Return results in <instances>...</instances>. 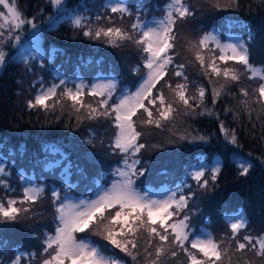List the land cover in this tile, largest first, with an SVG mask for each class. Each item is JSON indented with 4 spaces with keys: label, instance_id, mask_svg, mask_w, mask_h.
Returning a JSON list of instances; mask_svg holds the SVG:
<instances>
[{
    "label": "trees",
    "instance_id": "trees-1",
    "mask_svg": "<svg viewBox=\"0 0 264 264\" xmlns=\"http://www.w3.org/2000/svg\"><path fill=\"white\" fill-rule=\"evenodd\" d=\"M161 1V4L167 3V0ZM215 1L217 3V0ZM86 2L87 0H66V7L61 10L54 8L50 0H17L24 16L30 18V16L37 15V17H42L43 23V28L36 35L45 49V57L41 58L42 65L39 64V61L33 65L34 69L40 70L41 73H36L37 78L31 87L30 100H33L38 94L42 84L45 83L44 81L50 82L49 84H60L59 78L63 76L65 83L57 89V93L60 94L65 87L72 88L73 81L75 82L78 77H82L83 80L90 83L93 76L101 72V69L114 70L107 62L108 58L103 57V55L108 56L107 53L93 45L92 39L83 35L86 28L73 27L67 17L69 14H78L85 18L86 24L95 29L100 27L95 23L99 14L100 16L101 14L105 15V17L111 15L113 19L115 16L119 19V14L106 11L105 5L108 0L96 1L97 9ZM126 2H129V6H132L131 10L135 11L138 8H147L149 5L147 2H151V0H126ZM236 5L238 10L228 12L229 14L227 11H222L217 16L197 15L198 17H195L194 12L191 19L194 24L199 26L202 21H205V30L208 32H211V29L218 31L224 38L230 33H239L245 40L249 52L255 51L254 56L250 55V60L260 61V64H264V0L253 2L239 0ZM162 8L159 9L160 13L162 10L164 11ZM49 14L52 15V18ZM122 21H127L126 16ZM133 22L127 21L126 27L130 29ZM196 38L197 34L194 40ZM130 43L136 46L133 42L130 41ZM139 51L140 49L136 46V55H139ZM20 52L22 51L16 48L8 52L7 62L0 73V155L6 159L5 163L8 162L7 164L10 165L15 177L13 185H11L15 191L6 193L0 186V198L6 194L19 198L18 189L22 186L20 179L22 161L24 158L32 157V163H34L32 167H35L40 164L36 157L38 153L43 157L47 154L51 156V162L55 163L57 169V177H60L58 180L62 182L64 178L62 176L67 167L69 173L75 175L79 170L86 169L83 166L84 160L80 161L81 156L73 149L76 140L79 139V134L89 133L87 130L90 131V129L86 127H89L90 122L88 119L86 121L78 120L76 115L65 109L64 111L59 108L46 111L39 107H28V103L20 99L22 74H24L22 68L25 67L23 66L25 62L22 61L24 57L20 55ZM140 53L142 52L140 51ZM143 59L144 55L140 57L139 63ZM178 61L179 64L174 62L172 66L175 68V65H184V75L190 79V84L187 85V95H197V89L204 87L206 89L204 102L197 107L195 105L198 100L190 101L194 104L192 109H186L185 106L181 108V103L175 96L177 82L170 80L173 68L169 66L168 74L157 84L153 94H156L157 89L165 91L166 103H171L175 109L172 117L167 121H161L162 126L159 128L153 124L150 127L148 125L145 129L139 128L140 118L145 113L141 110L137 116L133 117L136 121L137 131L142 133L139 138L140 143H144V136L148 138L149 129L150 131L157 129L164 136V139L153 143L155 151L160 152L157 157H153L150 161L145 157L136 156L141 161L137 165V170L145 168L146 163L151 167L152 162L158 163V165H153L158 166L159 169L151 171L150 181L143 182L145 188L150 184H167L172 188L183 184L184 189L188 188L190 198L187 209L190 210L189 215L193 214L190 216L193 232L199 233L204 228H209L215 240L224 241L223 246L231 243L229 255H232L236 247V240L243 242L245 235L253 237L264 235V111L261 110L259 104L242 95L240 81L225 82L223 78L215 77L210 80L204 74L195 57L190 59L188 54H180ZM192 69H194L193 72ZM249 76L250 74L245 75V83H252ZM166 81L171 84V90L165 86ZM221 84L225 85V90L219 99L213 100L212 89L219 88ZM257 87L256 83L254 87H249L252 94ZM85 97L92 98L87 95V92ZM57 98H59L58 95L53 100ZM246 99L248 104L245 106L242 101ZM207 112H212L213 115H208ZM153 115L156 118V112ZM221 123L229 132L234 130L237 144L230 142V136L225 137L220 128ZM110 135L111 132L108 137ZM200 136H204L205 140L198 139ZM110 149L113 150L112 147ZM120 161L121 158L109 159L107 166L104 167L105 173L113 171ZM240 161L251 163L252 167L247 175L240 174ZM27 164L30 165V163ZM199 165L206 166L204 179H209L207 188H201L192 179L191 173ZM217 166L219 174L216 181H211L209 169ZM43 168L46 169L44 166ZM53 206H51L50 214L44 217L45 228L41 227L44 229L37 231V238H35L37 249L43 248L46 223L49 228L51 226L54 228L55 211ZM197 207L198 211L195 209ZM241 212L245 214L247 227L240 230L236 240H230V217ZM216 233L222 237H217ZM16 251L19 249L16 248L13 252ZM105 251L111 257L121 260L123 264H133L131 258L120 252L119 249L112 247ZM141 253L138 256V262L146 264L142 250ZM242 255L239 253L233 255V264L236 260H239L240 264H244L245 256ZM41 258V256L38 258L37 264L40 263ZM174 259H180L183 264H187L183 253L179 258Z\"/></svg>",
    "mask_w": 264,
    "mask_h": 264
},
{
    "label": "snow or ice",
    "instance_id": "snow-or-ice-1",
    "mask_svg": "<svg viewBox=\"0 0 264 264\" xmlns=\"http://www.w3.org/2000/svg\"><path fill=\"white\" fill-rule=\"evenodd\" d=\"M50 3L57 9L64 10L66 7V0H50ZM0 6L3 9L0 10V67H2L6 62L4 47L18 44L21 38L19 33L23 31L24 26L29 25L35 28L36 24L35 18L28 19L23 16L16 0H0ZM105 8L110 13L119 14L121 20L125 16H133L126 0H108ZM144 11L146 9H137L134 22L127 30L115 26L111 15L107 17L98 15L96 21L107 19L112 26L95 29L86 24L85 18L78 14H69L67 17L73 27L86 28L83 35L89 39H103L114 47L126 41L133 42L145 54L142 66L146 71L135 92L121 90L115 99H113L116 92L114 80L94 83L90 87L80 82L75 88L65 87L59 94L63 99L72 102L71 106L76 112L84 109L89 119L105 117L112 120L117 130L113 137L112 147L114 151L118 150L124 154L125 167L115 171V175L122 179L116 180L110 189H101L95 199L81 200L78 203L71 202L68 196L71 185L67 182L63 197L60 191L53 189V201L58 202L55 203V229L52 233L44 234L40 264H123L115 257L106 256L102 248L84 239H78V233L89 229L115 249H119L120 252L130 257L133 264H139L138 256L142 254L141 248L146 264H166L168 257L179 258L181 253L184 254L187 264H233L232 256L236 253L244 254L245 249L254 251L257 257L264 258V235L259 237L245 235L243 242L236 240L240 230L247 227L244 216L237 215L234 220L230 221V240H236V247L232 255H229L230 242L223 246L224 241L218 242L211 234L193 232L191 218L185 212L190 197L183 194L182 188L172 192L166 199H152L147 194H141L135 187V178L143 176L147 169L137 170V165L141 161L136 156L146 146L139 142L142 133L137 131L133 117L142 110L147 117L144 123L154 124L158 128L162 126L161 121H167L172 117L175 109L171 103H166L163 91L157 89L154 95L153 90L168 74L169 66L174 64V57L170 53L175 47L174 42L177 38L174 31L177 20L193 15L185 0H169L164 7L165 15L151 22L141 19V13ZM213 41H215V48L211 49L209 44ZM9 42L13 43L9 44ZM191 48L195 60L199 62L204 74L210 80L215 77L223 78L225 82H239L241 80L239 72L227 65L231 61L244 66L245 70L251 73L249 79L261 81L254 90L253 99L255 103L261 105V110L264 111V68L257 69L249 62L250 53L244 43L221 44L217 37L205 34L197 43L192 44ZM205 49L210 53L207 63L205 55L202 54ZM217 50H219V55L215 54ZM217 61L226 66L220 67ZM183 68L182 64L175 65L173 74L182 77L185 81V83L176 84L175 96L186 109H192L194 104L190 101L198 100L195 105L197 107L203 104L206 89L199 87L197 95L188 96L187 76L184 75ZM135 71L139 72L140 66ZM64 83L61 79L60 84L41 88L33 100L28 102V107H39L46 111L55 109L60 100H53V98L57 97V89ZM165 86L172 87L167 81ZM86 89L87 95L98 98L95 107L90 103H85ZM224 90V84H221L219 88H213V100L219 99ZM240 92L244 97L250 96L246 88H241ZM49 101L53 102L49 103ZM242 103L246 106L247 99ZM153 109H155L156 118H154ZM207 114L213 115L212 112H207ZM220 128L226 138L231 137L232 144H237L234 130L229 132L223 123ZM198 139L205 140V137L200 136ZM205 167V165H199L191 173L192 179L201 188H207L209 185V179H204ZM251 167L250 162L240 161V174L247 175ZM209 171L211 172L210 180L216 181L219 167H212ZM9 175L11 173L6 171L3 162L0 161V186L6 193L15 191L4 178ZM20 179L25 185L22 188V197L14 198L6 194L0 198V223L2 224L19 223L44 193L43 187L32 186V180L23 173L20 174ZM177 192L181 194L178 196ZM141 233L146 234L143 247L139 243L142 239ZM24 255V253L16 254L9 259L8 264H21ZM28 255L34 256L35 254L29 253ZM0 264H4L2 259H0ZM235 264H240V261L236 260ZM244 264H250V262L245 260Z\"/></svg>",
    "mask_w": 264,
    "mask_h": 264
},
{
    "label": "rangeland",
    "instance_id": "rangeland-1",
    "mask_svg": "<svg viewBox=\"0 0 264 264\" xmlns=\"http://www.w3.org/2000/svg\"><path fill=\"white\" fill-rule=\"evenodd\" d=\"M96 1L98 0H87L86 4L93 6V8L97 9V4ZM136 1H146V0H136ZM239 0H217L214 2V0H185V3L189 6L190 10L192 13L195 12V17H198L197 15L201 16H217L219 13L222 11H227V14L231 13L232 11L238 10L237 8V2ZM248 2H253L256 0H247ZM17 2V0H16ZM149 5L146 9V11L141 13V19L147 22H151L153 19H159L162 18L165 15V11L162 10L160 13L159 9L161 7H165L167 3H169V0H167V3L161 4V0H151V2H147ZM129 6V2H127ZM19 9L21 10L20 5L17 3ZM217 5H219L217 7ZM198 8H195V7ZM131 9L132 6H129ZM162 8V9H163ZM195 8V9H194ZM0 10L2 9V6H0ZM194 10V11H193ZM22 11V10H21ZM133 12L132 17H128L127 21H134V17L137 13V9ZM229 12V13H228ZM99 14V12H97ZM24 16V15H23ZM49 16L52 18V15L49 14ZM100 16V14H99ZM101 16H104L101 14ZM191 16L186 17L185 19H178L175 25V35H176V40L174 42L175 47L171 51V55L174 57V62L180 63L178 61V58L180 54L182 55H187L190 56V59L195 57L194 52L191 48L192 44H195L198 42V40L204 36L205 34H212L213 36L217 37L219 42L221 44H228V43H244L245 40L243 37L237 33L233 32L230 33L226 39L222 38V34L220 35L218 31H214L211 29V32H208L205 30L206 27V22L202 21V24L200 23V26L197 24H194V22L191 19ZM26 17V16H24ZM28 19L35 18V24L36 27L32 28L29 25H25L23 28V31L19 33L20 35V41L18 44H15L14 46H8L6 45L4 47V51L6 53V60H7V55L10 50H13L16 48L17 50H21L20 55L23 56L22 61L25 62V64L22 68V71L24 74H22L23 79L21 83V96L20 99L24 101L25 103H28L30 101V92H31V87L34 84V80L37 78V74H40L41 71L38 69H34L33 65L39 61V64H43L42 59L45 57V49L41 45L40 41L37 38V32L42 29V17H37L36 16H30L26 17ZM115 26L122 27L124 29H128L126 27L127 21L123 22L122 20L118 19L116 16L113 19ZM95 23L98 24L100 27H108L112 26L109 24L107 19H101L100 21H96ZM198 32V33H197ZM35 34V35H34ZM197 34L196 40H194L195 35ZM13 42H9V44H12ZM92 44L96 45L99 47L101 51H105L108 56L103 55V57H107L108 60L107 62L114 68V70H102L99 73H96L95 76H93V80L89 83L85 79L83 80L82 77H78L75 79V82L73 81L71 87L75 88L80 82L85 83L89 87L93 85L94 83L102 82H110L114 80L116 82V92L114 93L113 99H115V96L119 95L121 90H129L132 92H135L139 86V84L142 82V77L145 73V69L143 68L142 64L139 63V59L142 55H145L144 53H140L139 55H136V46L133 44L131 45L130 41H126L121 43L119 46L114 47L108 43L105 42V40H96L92 39ZM209 48L214 49L215 48V41L211 42L209 44ZM250 55L254 56L255 51L251 50L249 52ZM205 55L206 63L209 60L210 53L208 52L207 49H205L202 53ZM216 55H219V50L216 51ZM42 58V59H41ZM7 62V61H6ZM5 62V64H6ZM249 62L257 69L264 68V64H260V61H254V60H249ZM220 67H225L226 65L223 64L222 62L217 61ZM5 64L0 67V73L4 69ZM140 66V71L137 72L135 69ZM227 66L234 67L239 74L241 75V80H240V88H246L250 96L248 97L250 100L254 102L253 99V92L250 91L249 87H254L255 83L256 85L261 82L259 79H252V83L244 81V77L246 74H250L247 72L244 68V66L235 64V62H228ZM46 67V66H45ZM107 67V66H105ZM103 67V68H105ZM173 68V72L170 76L171 81H175L178 83H185L183 78L177 77L173 75L175 68L174 66H170ZM42 69V67H41ZM194 69H192V72ZM142 74V77L138 76ZM64 77H60L59 80L63 79ZM181 78V80H180ZM138 81L136 84L135 82ZM45 83L42 84L41 88H47L50 87L53 84H49L47 81H44ZM255 82V83H253ZM135 83V86L132 87V85ZM186 84H190V79L187 78ZM136 87V88H135ZM40 88V90H41ZM165 89V88H162ZM171 90V88H168ZM39 90V91H40ZM38 91V92H39ZM155 93V89L153 90ZM87 92V89H86ZM165 93V91L163 92ZM57 99L60 100V103H57L55 109L59 108L60 110L64 109L66 111L72 112L78 120L80 121H86L88 119V122H90L89 127H86L89 133L86 134H79V139L76 140V144L74 147V151L77 152L78 155L81 156L80 161L84 160V167L86 169H81L77 172V174H71L69 173L68 167L65 170V173H63V182L61 180H58L60 178L59 176L57 177V172H56V167L55 163H52V158L51 156H48L49 154L45 155V157L41 156L39 153L37 154V161L40 162L39 165L32 167L34 163H32L31 159L32 157H29V159H23V164L22 167H20L21 173L24 174L27 178L32 180L33 184L32 186L34 187H43L44 188V193L42 197L32 206V209L29 213H27L24 217L21 218L19 223H11V224H2L0 227V259L4 261V264H8V261L10 258L14 257L18 253H24L25 255L22 257L21 264H37L38 258L41 256L42 253V248H38L35 243V238H37V231L40 229L45 228V222H44V217L50 214V209L51 206H53V210L55 211V203L53 198H52V191L53 189L60 191L61 197L64 196L65 194V188L67 184L71 185V191L68 192V196L70 197V201L73 203H78L81 200H90V199H95L97 196V193L100 192L101 189H110L112 187V184L116 180L122 179V177H119L115 175V171L117 169H123L125 166L123 164V157L124 154L120 153L118 150H111L110 147H112V142H113V137L116 134V128L112 122L111 119L105 118V117H100L98 119H89L87 118V113L84 109H81L79 112H76L71 104L72 102L66 99H63L60 97L58 93ZM86 104H92L94 107L97 104L98 98H84ZM53 101H49V103H52ZM167 102V101H166ZM146 103V101H145ZM180 103V102H179ZM257 104V103H256ZM181 108L184 106L183 104H180ZM261 107V105L259 104ZM53 110V109H51ZM155 112V109L153 113ZM144 116V117H142ZM140 118L141 120V125L139 128L145 129L148 124L144 123V121L147 119L146 115L143 114ZM134 119V118H133ZM109 121V122H108ZM135 121V120H134ZM111 122V123H110ZM137 126V125H136ZM151 125H149L150 127ZM85 128V129H86ZM111 132V135L108 137L109 133ZM147 134V133H146ZM144 144L145 148L140 151V153L137 154L138 157H145L147 159H153V157H157L160 152L155 151V145L153 143L155 141H160L164 139V136L161 135L159 130L155 129V131L149 129V135L148 138H145L144 136ZM113 148V147H112ZM111 158H121V161L116 168L111 171L110 173H105L104 167L107 166V162H109V159ZM0 160L3 162V166L6 168V171L11 173V175L4 177L7 179L8 183L13 185V178L14 174L12 173L13 170L10 169V165H8L6 162L5 163V158L0 155ZM55 160V157L53 158V162ZM151 161V160H150ZM27 163H30L28 165ZM42 163V164H41ZM153 165H158V163L152 162ZM149 166L147 163L145 164V168L147 171L143 176H139L135 178V187L137 191H139L141 194H147L150 198L152 199H166L169 195H171L172 192L177 191L178 189H183V194L188 196V188L184 189L183 184H178L175 187H171L167 184L164 185H149L147 188L143 187V182L147 183L150 181V176L151 171L156 169H159L158 166ZM46 167V169L43 168ZM50 167V168H49ZM99 167V168H98ZM98 168V169H97ZM104 170H102V169ZM93 169H97L94 171H91ZM126 170V169H125ZM43 172V173H42ZM56 172V176H55ZM12 178V179H11ZM67 182V184H66ZM160 182V181H159ZM196 182V181H195ZM97 184V185H96ZM96 185L97 188H94ZM24 181H22V186L18 189V197H22L23 192L22 188L24 187ZM96 189V192L91 195L94 190ZM181 193L177 192V195L179 196ZM193 199V198H192ZM27 206V205H25ZM192 207V204H190ZM198 211V207L195 208ZM52 210V209H51ZM52 212V211H51ZM185 212L189 215L190 210L185 209ZM183 214V213H182ZM181 214V215H182ZM193 215V214H191ZM189 215V216H191ZM237 215H242L245 217L244 213H238L231 215L229 223L231 220H234ZM44 227V228H41ZM55 229V222H54V228L51 226L49 228V225L46 223V229L44 233H52L54 232ZM193 230V229H192ZM210 229L204 228L201 232L211 234ZM199 232V233H201ZM213 232V231H212ZM231 234V233H230ZM142 239L139 241L143 247V240L146 239V234L141 233L140 234ZM217 237H222V235L216 233ZM78 239H84L86 242L93 243L97 247H100L103 249L104 254L106 256L111 257L105 250H108V248H112L110 244H108L107 241H105L101 236L95 235L91 229L83 232V233H78L77 234ZM213 237V236H212ZM5 238V239H4ZM44 240V237H43ZM15 247V248H14ZM16 248L19 249V251L13 252L16 250ZM15 249V250H14ZM142 250V248H141ZM151 251V249H150ZM29 253H34V256H29ZM254 251H245L242 256L244 257V261L247 260L250 262V264H264V258L260 257H255ZM168 257L166 260V264H183L180 259H174ZM149 260L151 258H148ZM40 264V263H38Z\"/></svg>",
    "mask_w": 264,
    "mask_h": 264
}]
</instances>
